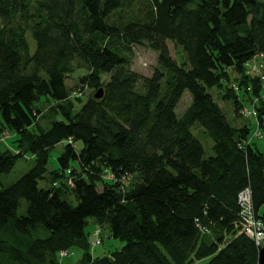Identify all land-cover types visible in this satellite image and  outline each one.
Returning a JSON list of instances; mask_svg holds the SVG:
<instances>
[{"label": "trees", "instance_id": "trees-1", "mask_svg": "<svg viewBox=\"0 0 264 264\" xmlns=\"http://www.w3.org/2000/svg\"><path fill=\"white\" fill-rule=\"evenodd\" d=\"M146 1L140 18L117 25L110 17L133 0H0V131L14 136L0 174L33 161L0 185V264H59L75 247L80 264H257V246L234 223L245 188L264 222L254 141L264 140L263 79L245 65L264 63V0ZM135 44L157 53L149 75L131 68ZM84 67L81 82L102 88L100 98L72 96L66 78ZM213 87L253 130L227 121ZM185 91L190 103L177 114ZM252 106L255 115L240 114ZM89 218L92 236L101 228L92 245ZM40 228L49 235L34 236ZM105 230L124 244L95 257Z\"/></svg>", "mask_w": 264, "mask_h": 264}, {"label": "rangeland", "instance_id": "rangeland-1", "mask_svg": "<svg viewBox=\"0 0 264 264\" xmlns=\"http://www.w3.org/2000/svg\"><path fill=\"white\" fill-rule=\"evenodd\" d=\"M133 7H124L122 8L121 12L115 13V15L111 16L109 21L114 22L115 24L119 25L124 22H127L131 18H140L145 10L144 6L147 4L146 0H133ZM167 45L169 47L170 55L172 56L173 59L177 60V62L182 61V55H181V50L177 47L174 46V44L171 41H167ZM31 47H34V43L31 42ZM128 52V51H127ZM126 52V53H127ZM131 68L141 74L144 75H149L152 72L153 67L156 65V57L157 53L156 51L150 49L148 46L145 45H139L135 44L132 46L131 51ZM251 67H257V65H251ZM259 69V68H258ZM264 67L261 68L263 70ZM88 73L87 68H78L76 69L72 74L68 75L66 78V84L67 86L73 91L72 96H82V98H88L89 96H92L97 89L89 87L88 84L81 82V77L85 76ZM109 76L107 74H104L101 76V81L106 82L108 81ZM209 92L213 95L215 101L219 104V106L222 108V111L229 123L231 125L239 126L244 123H248L250 125L251 130L254 129L255 127V121L251 118H241V116H237L233 110V102L232 99H223L221 97L220 92L217 90L216 87H213L209 89ZM190 94L185 91L183 93V96L178 104V107L176 109L177 114H182V112L185 110V108L189 105L190 103ZM245 105H247V102H245ZM41 124L43 126H46V121L39 119ZM193 133L194 129H193ZM203 134V133H202ZM204 135V134H203ZM201 135L197 136V138L201 141L203 146L205 147L208 146V138ZM13 138L14 136L9 133H5L4 131H0V150L5 148V147H11L13 146ZM256 142L257 147L264 153V140H254ZM64 142L57 144L53 150L50 153V158H49V164L48 168L53 169L55 168L57 164L56 156L58 153L61 152L63 148ZM32 159L25 157V158H20L17 160L15 163L14 167L12 170L8 173H3L0 174V185L3 187H6L15 181H17L31 166H32ZM109 178H111L110 175H108ZM128 181V180H127ZM44 181L40 180L39 181V186H43ZM69 200L71 201L72 205L76 204V199L71 195L69 197ZM21 205L18 209V213H24L25 210V205L26 201L22 200ZM264 212V205L260 209V213ZM95 224L92 222L91 218H89L88 223L85 227V231L88 233V241L92 243L95 241V237L92 236V231L94 230ZM100 228V227H99ZM106 233V230L104 231L103 235V240L101 244H97L95 246H92L90 251L91 254L95 257L105 255L112 253L113 251L120 249L124 242L120 241L117 238L109 237ZM37 237H47L49 235V231L40 228L38 234H34V236ZM259 251V249H258ZM81 250L79 248H72L71 250H68L66 254L59 253V264H78V259L81 257ZM208 258H204L202 260H195L193 264H204Z\"/></svg>", "mask_w": 264, "mask_h": 264}, {"label": "built area", "instance_id": "built-area-1", "mask_svg": "<svg viewBox=\"0 0 264 264\" xmlns=\"http://www.w3.org/2000/svg\"><path fill=\"white\" fill-rule=\"evenodd\" d=\"M257 65V67H251V65ZM246 67L248 71H255L257 74H261V77L263 79V91H262V97L264 98V69L261 70L262 67H264V63H258L257 58H254L251 62H247ZM257 99L254 100V102ZM254 104V103H253ZM240 114L243 116H252L255 115V109L252 106L251 109L242 107L240 109ZM261 132H256L255 135L258 137L261 136ZM70 142V140H69ZM238 204L240 206V212L239 216L237 218V221L234 223L235 228L238 230L239 233H243L246 236H248L254 244L257 246L258 249L264 246V222L263 220L256 215V212L254 211L252 201H251V191L248 188H245L241 190L238 193L237 197ZM94 237L95 242L98 243L100 241L101 236V228H97L94 231ZM67 250L60 251L59 253L66 254Z\"/></svg>", "mask_w": 264, "mask_h": 264}, {"label": "water", "instance_id": "water-1", "mask_svg": "<svg viewBox=\"0 0 264 264\" xmlns=\"http://www.w3.org/2000/svg\"><path fill=\"white\" fill-rule=\"evenodd\" d=\"M103 94L102 88H99L95 93H94V98H100ZM257 264H264V246L261 247L258 251V256H257Z\"/></svg>", "mask_w": 264, "mask_h": 264}, {"label": "crops", "instance_id": "crops-1", "mask_svg": "<svg viewBox=\"0 0 264 264\" xmlns=\"http://www.w3.org/2000/svg\"><path fill=\"white\" fill-rule=\"evenodd\" d=\"M80 259V258H79ZM79 259H78V262H79ZM78 264H80V263H78Z\"/></svg>", "mask_w": 264, "mask_h": 264}]
</instances>
